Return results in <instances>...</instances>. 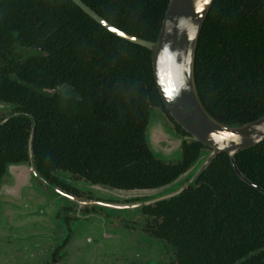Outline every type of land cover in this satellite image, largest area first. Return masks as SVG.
<instances>
[{
  "label": "trees",
  "instance_id": "trees-1",
  "mask_svg": "<svg viewBox=\"0 0 264 264\" xmlns=\"http://www.w3.org/2000/svg\"><path fill=\"white\" fill-rule=\"evenodd\" d=\"M80 1L117 30L151 42L168 3ZM193 73L216 121L242 124L264 114V0L213 1ZM0 104L19 112L13 128L33 127V157L47 177L67 172L146 190L171 182L208 151L184 142L174 163L152 154L145 134L155 110L175 135L185 132L163 106L150 51L108 32L71 0H0ZM15 140L9 160H22L25 146ZM234 158L243 177L264 190V141ZM142 212L162 243L159 264H264V194L237 176L225 153L179 195Z\"/></svg>",
  "mask_w": 264,
  "mask_h": 264
},
{
  "label": "flooded vegetation",
  "instance_id": "flooded-vegetation-1",
  "mask_svg": "<svg viewBox=\"0 0 264 264\" xmlns=\"http://www.w3.org/2000/svg\"><path fill=\"white\" fill-rule=\"evenodd\" d=\"M18 114L15 106L0 104V150L5 144L10 145L8 152L0 151V264H63L67 256L68 260L74 258L73 261L78 262L77 259L87 253L90 246L83 243V237L74 238L77 222H83V227L86 223L87 227L99 226L101 234L108 229L113 233L120 232L119 240L109 241L114 244L107 258L111 264H159L160 257L143 263L144 255H141V263H133L137 252L143 253L142 238L152 246L160 242L149 230L150 217L142 212L145 207L156 203L139 207L131 219L132 214L125 216L111 209L142 201V198H129L120 193L128 189L91 183L67 172H56L47 177L33 157V127L27 130L23 123L15 129L10 124ZM16 135L25 146L26 157L14 161L9 159L15 154ZM13 165L25 167L11 172L7 182L3 183L7 168ZM134 190L138 189L130 191ZM53 202L57 204L50 215L52 223L47 232V211ZM143 219L147 224H142ZM137 234L141 237H136ZM47 241L54 244L50 258L43 262L41 256L47 253Z\"/></svg>",
  "mask_w": 264,
  "mask_h": 264
},
{
  "label": "water",
  "instance_id": "water-1",
  "mask_svg": "<svg viewBox=\"0 0 264 264\" xmlns=\"http://www.w3.org/2000/svg\"><path fill=\"white\" fill-rule=\"evenodd\" d=\"M71 1L108 32L120 39L140 45L150 51L153 78L163 106L173 122L185 132V135L183 136L175 135L165 127L163 119L156 112L151 113L145 138L152 154L160 160L174 159L178 157L181 146L184 142L200 143L208 149V151L201 152L183 173L179 174L174 180L163 186L146 190H128L120 192L122 195H125V197L142 198L141 202L137 203L136 205L130 204L124 206H113L111 209L120 211L118 214L130 212L133 215L141 206H147L149 204L169 200L179 195L188 185L193 183L204 170H206L211 161L220 153H225L227 155L233 170L242 181L264 194L263 189L254 185L243 177L236 167L234 158L239 152L256 146L260 142L264 141V114L259 118L247 123L232 125L222 124L216 121L206 111L197 93L193 73L195 51L202 25L214 0H208L206 4L203 3V0H168L157 38L153 42L141 40L124 34L89 10L88 7H86L80 0ZM197 3L202 5V10L199 12L196 11ZM179 18H190L189 22L197 26L196 35L193 40L188 41L183 31H181L179 35L177 34L176 25ZM169 28H171L170 35L168 34ZM165 41L170 42V50L177 49L180 50L182 54L187 50L191 51V75L186 78L183 88H181L175 94L170 95H165L163 91V80H157V77L161 75L158 63L159 52L161 50L162 44ZM180 61L181 57L178 55L176 57V63H180ZM181 74L185 75L184 73ZM158 83L160 85L159 87L157 86ZM221 133L238 134L240 137V142L235 144L230 140H221L219 143L227 142L229 146L223 150H217V143L214 142L212 138ZM24 167L25 165H13L8 167L5 172L3 183L7 182L6 180L11 172L22 170ZM63 176H65V174H63ZM19 190L22 191V189ZM57 203L53 202L48 206L47 230H50L49 226L52 223L50 215ZM82 237L83 236L75 237V239ZM113 239H120L119 231L113 233V231L110 229H108V231L103 230L100 237H95L92 239L89 238L91 245L88 251L93 249L94 253L91 254L92 258H88L87 264H103V258L98 257L95 251L100 249L102 250L103 243L109 242ZM143 252L145 258L143 261H150L152 250L149 248L146 250V252L145 250H143ZM73 260L74 258L69 261L70 264H81ZM104 260H106L108 263L110 262L109 259Z\"/></svg>",
  "mask_w": 264,
  "mask_h": 264
},
{
  "label": "clouds",
  "instance_id": "clouds-1",
  "mask_svg": "<svg viewBox=\"0 0 264 264\" xmlns=\"http://www.w3.org/2000/svg\"><path fill=\"white\" fill-rule=\"evenodd\" d=\"M206 2H208V0H206ZM189 19L190 18H179L176 29L178 35L181 31H183L186 39L191 41L195 38L197 26L191 24ZM168 34H171V28L168 29ZM170 47V42L165 41L162 44L158 57L161 75L157 77V80H163V91L165 95L175 94L177 91L183 88L186 78L191 75V51L187 50L182 54L180 50H170ZM178 55L181 57L180 63H176V57ZM181 73H184L185 75H182ZM157 86H160L159 83ZM212 139L217 143V150H223L229 146L227 142L219 143L221 140H230L235 144L240 142V137L238 134L221 133L214 136Z\"/></svg>",
  "mask_w": 264,
  "mask_h": 264
},
{
  "label": "rangeland",
  "instance_id": "rangeland-1",
  "mask_svg": "<svg viewBox=\"0 0 264 264\" xmlns=\"http://www.w3.org/2000/svg\"><path fill=\"white\" fill-rule=\"evenodd\" d=\"M154 112H156L162 119H163V122H164V125H165V127L169 130V131H171V132H173V130H172V125H171V123L168 121V119L166 118V116H165V114L161 111V110H155ZM177 160V158L175 159H166V160H164V161H170L171 163H174L175 161ZM123 215H125V216H130L131 215V213H129V212H126V213H124ZM134 215H135V213H134ZM134 215L132 216V218L131 219H133L134 218ZM83 222H77V223H75V225H76V227H75V235H74V238L75 237H81V236H83V243L84 244H87V245H91L90 244V242H89V238H95V237H100L101 236V228L98 226V227H95V226H93V227H87V223H86V225L83 227ZM142 224L143 225H145V224H147V221H144V219H143V221H142ZM47 232H49V230H47ZM97 235V236H96ZM49 236V235H48ZM138 236V234L136 235V237ZM139 238L141 237L140 235L138 236ZM49 238V237H48ZM129 238H131V237H129ZM48 241H50L49 239H47ZM47 241V245H48V247H47V253L45 254H42V256H41V261H43V262H45L46 260H48L49 258H50V256H51V253H52V249H53V244L54 243H52V242H48ZM144 241V239L142 238V246L144 247L143 248V250H145V252H146V250L147 249H151L152 250V252H151V257L150 258H154V259H156L157 257H160V258H162L163 259V261H165L166 260V258L164 257L165 256V254H164V252H163V250H162V247L160 248L159 247V245L160 244H162L161 242H155V245H153L152 246V244L151 243H145V242H143ZM145 245H149V246H147V247H145ZM114 249V244L113 243H111V242H104L103 243V249L101 250H97V251H95L96 252V255H98V257H101V258H103V264H111V262H107L106 260H104V259H107L108 257H109V253H110V251L111 250H113ZM92 253H94V251H93V249L92 250H90V251H88L87 253H85L81 258H79V259H77V261L79 262V263H81V264H87V260H88V258H92ZM144 253V252H143ZM140 254L139 252H137V257H135V255H133L132 257V260L131 261H133L134 260V257L136 258V261H133V263H138V262H140V259L143 257V255L144 254ZM159 253V254H158ZM141 255H142V257H141ZM66 259V260H65ZM63 261H62V263L63 264H70V262L68 261V256L65 258ZM143 259H145V258H143ZM161 259V260H162ZM160 261V260H159ZM107 262V263H106ZM142 262H143V260H142ZM141 263V262H140ZM143 263H145V262H143ZM125 264H129V262H125Z\"/></svg>",
  "mask_w": 264,
  "mask_h": 264
},
{
  "label": "snow or ice",
  "instance_id": "snow-or-ice-1",
  "mask_svg": "<svg viewBox=\"0 0 264 264\" xmlns=\"http://www.w3.org/2000/svg\"><path fill=\"white\" fill-rule=\"evenodd\" d=\"M203 3L206 4L207 3L206 0H203ZM201 10H202V5L200 3H197V5H196V11L199 12Z\"/></svg>",
  "mask_w": 264,
  "mask_h": 264
}]
</instances>
